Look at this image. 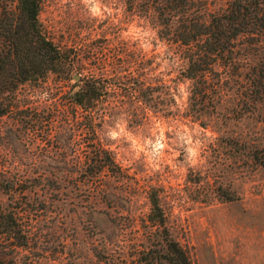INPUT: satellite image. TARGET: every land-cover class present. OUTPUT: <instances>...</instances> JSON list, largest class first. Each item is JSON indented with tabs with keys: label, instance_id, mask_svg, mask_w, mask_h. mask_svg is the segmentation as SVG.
Returning a JSON list of instances; mask_svg holds the SVG:
<instances>
[{
	"label": "rangeland",
	"instance_id": "1",
	"mask_svg": "<svg viewBox=\"0 0 264 264\" xmlns=\"http://www.w3.org/2000/svg\"><path fill=\"white\" fill-rule=\"evenodd\" d=\"M161 1L43 0L41 20L57 41L88 36L85 26L94 36L102 28L112 36L117 27L135 40L151 58L144 81L153 99L128 98L135 75L103 76L118 89L95 128L120 173L98 177L80 165L94 136L82 124H25L15 117L19 111L0 116V204L16 212L28 238L8 264H169L155 261L162 231L148 219L152 188L171 236L194 264H264V165L253 158L254 150L264 153V94L255 100L244 86L249 66L263 57L264 36L258 45L239 37V67L216 66L224 85L214 108L208 102L196 109L181 47L162 37ZM226 2L192 5L206 18ZM63 92L21 85V114L71 111Z\"/></svg>",
	"mask_w": 264,
	"mask_h": 264
},
{
	"label": "trees",
	"instance_id": "2",
	"mask_svg": "<svg viewBox=\"0 0 264 264\" xmlns=\"http://www.w3.org/2000/svg\"><path fill=\"white\" fill-rule=\"evenodd\" d=\"M192 2L162 0L156 12L162 37L181 47L182 73L191 80L190 102L196 109L209 102L213 109L216 95L224 85L216 66L239 67L235 64L239 37H248L249 43L255 45L260 43L264 36V0H227L223 8L206 18ZM42 5L43 0H0V116L19 111L15 117L25 124L46 120L53 125L57 119L80 123L94 134L90 137L91 149L80 160L83 171L96 177L106 172L119 174L120 165L95 128L101 127L106 118L102 105L118 89L115 82L103 76L109 70L117 77L122 73L135 75L137 80L128 82L125 91L128 98L134 96L140 102H149L154 90H148L149 84L144 80L152 63L150 55L135 40L121 37L117 27L112 36L104 28L99 36H94V33L90 35L92 28L85 26L88 36L80 39L72 36L70 42L57 41L54 32L41 20ZM75 74L78 77L73 80ZM246 82V90L259 100L264 94V54L249 66ZM25 83L50 89L53 94L64 91V105L71 111L46 118L21 114L26 108L17 98V92ZM253 158L264 165V153L254 150ZM148 198L150 225L162 231L155 261L194 264L186 247L171 236L157 190H149ZM27 241L16 212L0 204V264H8L13 252L27 245Z\"/></svg>",
	"mask_w": 264,
	"mask_h": 264
}]
</instances>
